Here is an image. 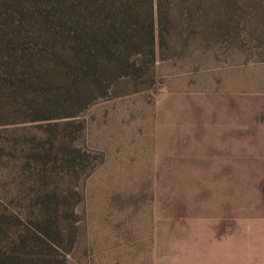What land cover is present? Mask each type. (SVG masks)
<instances>
[{
  "label": "rangeland",
  "instance_id": "1",
  "mask_svg": "<svg viewBox=\"0 0 264 264\" xmlns=\"http://www.w3.org/2000/svg\"><path fill=\"white\" fill-rule=\"evenodd\" d=\"M229 2L227 26L196 34L185 29L187 42L165 45L167 59H159L142 81L118 80L109 97L83 112L77 118L83 129L78 122L65 125L67 117L28 119L3 129L5 223L21 220L38 228L51 217L52 231L60 227L53 234L58 251L69 264H161L168 243L153 204L161 97L246 90L251 99L264 98V0ZM180 31H174L177 37ZM250 205L251 224L264 230V179H250Z\"/></svg>",
  "mask_w": 264,
  "mask_h": 264
},
{
  "label": "trees",
  "instance_id": "2",
  "mask_svg": "<svg viewBox=\"0 0 264 264\" xmlns=\"http://www.w3.org/2000/svg\"><path fill=\"white\" fill-rule=\"evenodd\" d=\"M230 6L229 0H0V134L28 119L61 117L83 129L77 118L109 97L115 82L142 81L167 59L165 45L187 42L185 29L227 26ZM179 27L181 37L174 33ZM4 150L0 141V156ZM3 217L0 264H69L51 217L38 228Z\"/></svg>",
  "mask_w": 264,
  "mask_h": 264
},
{
  "label": "crops",
  "instance_id": "3",
  "mask_svg": "<svg viewBox=\"0 0 264 264\" xmlns=\"http://www.w3.org/2000/svg\"><path fill=\"white\" fill-rule=\"evenodd\" d=\"M264 98L241 91H172L156 121L154 212L161 264H264L251 224L250 179H264ZM153 256V255H152Z\"/></svg>",
  "mask_w": 264,
  "mask_h": 264
}]
</instances>
